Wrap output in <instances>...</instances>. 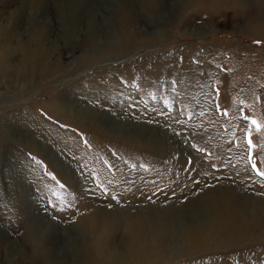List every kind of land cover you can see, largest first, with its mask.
<instances>
[{
    "label": "rangeland",
    "instance_id": "1",
    "mask_svg": "<svg viewBox=\"0 0 264 264\" xmlns=\"http://www.w3.org/2000/svg\"><path fill=\"white\" fill-rule=\"evenodd\" d=\"M141 3L0 0V264H264V0Z\"/></svg>",
    "mask_w": 264,
    "mask_h": 264
},
{
    "label": "bare ground",
    "instance_id": "2",
    "mask_svg": "<svg viewBox=\"0 0 264 264\" xmlns=\"http://www.w3.org/2000/svg\"><path fill=\"white\" fill-rule=\"evenodd\" d=\"M128 1V0H127ZM155 1H157V0H155ZM141 2V1H140ZM142 5V8L143 9H151V8H153V9H156V7L157 6H155L156 4H154L153 3V0H142V3H141ZM76 6V5H75ZM131 6H129V8H128V6H121L120 7V10H119V20H120V23L122 22V24H121V28L123 27V29H122V31H124V33L125 34H123V33H121V36L123 37V45L122 44H120V46L119 47H121L122 48V51L124 52V51H126L128 48H129V42H128V38H129V35L127 34V32H128V29H129V27H130V25H131V22H132V19H131ZM78 21V20H77ZM112 34V33H111ZM96 36V34L91 38V39H89L88 40V43H90V42H92L93 41V39H94V37ZM24 44V43H23ZM20 47H21V49L22 50H24L25 51V55H24V57H23V61H24V63L26 64V65H29V66H31V68L32 69H36V70H38L39 72L40 71H42V72H45L44 74L46 75V74H49V73H51V70L49 69V67H46L44 64L46 63H44V57H46L47 55L49 56V54H47L46 56H45V52L42 50V47H39L38 48V50H37V52H35V53H33V51H32V53L30 52V51H28V46L25 44V45H20ZM104 47H105V45H104ZM107 47H109V48H107V49H109V51H111V50H113V49H116V47H114V46H111V44H109ZM17 48V47H16ZM105 49V48H104ZM17 50H19V47L16 49V53H18L17 52ZM22 50H21V52H22ZM31 50H32V47H31ZM40 50H42V51H40ZM103 50V49H102ZM14 51V50H13ZM108 51V50H107ZM48 52V51H47ZM3 53V52H2ZM2 53H1V60H3V61H5L7 58H8V56L6 55V54H4V55H2ZM128 53V52H127ZM121 55V54H120ZM50 58V57H49ZM48 61V60H47ZM2 62V61H1ZM24 63H22V64H24ZM2 66V65H1ZM29 66H28V68H29ZM23 67H25V66H23ZM22 67V68H23ZM51 68V67H50ZM6 69V68H5ZM52 69V68H51ZM4 70V69H3ZM35 70V71H36ZM5 71V70H4ZM10 71V70H9ZM24 71V70H23ZM27 71H28V69H27ZM21 72V71H20ZM29 73H30V70H29ZM29 73L27 74V75H29ZM20 74V73H19ZM31 74V73H30ZM40 75V74H39ZM31 76H32V74H31ZM21 77V76H20ZM29 79V78H28ZM87 117H89V116H87ZM84 118H86V117H84ZM122 123L123 122H119V121H117V122H115V124H114V128L115 129H117V130H120V128L122 127ZM144 127H145V125H144ZM144 127H141L140 129H141V131H144V132H146V133H151V132H149L148 130H145V129H147L146 127L144 128ZM122 130V129H121ZM120 130V131H121ZM152 130H153V128H152ZM21 132V131H20ZM19 132V133H20ZM140 132V131H139ZM24 138H26L25 140L26 141H28V143L31 145V146H35V145H40V143H39V140H37V139H35L34 137H29L30 135L29 134H25L24 132H21L20 133ZM136 134H139V133H136ZM153 134V133H152ZM127 135V134H126ZM125 134H124V131H121V133H119V136H121V137H124V136H126ZM147 135V134H146ZM164 135V134H163ZM166 135V134H165ZM118 136V135H117ZM154 137V136H153ZM162 137H164V136H162ZM152 138V137H151ZM143 139V138H142ZM165 139V138H164ZM22 140V139H21ZM23 141V140H22ZM147 141H148V139H147ZM40 147V146H39ZM226 192H227V189H223L222 191H221V194L222 195H225L226 194ZM97 210V209H96ZM94 212V211H93ZM101 215V214H100ZM92 218V217H91ZM96 218H97V215H95V217L93 216V223H96ZM110 220V219H109ZM95 221V222H94ZM116 221V220H115ZM108 223V221H106V220H104V222H103V224L105 225V224H107ZM202 223H203V221H199V223L198 224H201L202 225ZM197 224V225H198ZM34 226V227H33ZM102 226V225H101ZM35 227H37L38 229H40V227H42V225L40 226V222L38 221H36V220H34L33 222H32V229H34V230H36L35 229ZM93 227V226H92ZM98 227V226H97ZM95 228V227H94ZM36 236H38V235H35L34 237H36ZM153 236V235H152ZM1 238H3V236H1ZM145 239V241L143 240V242L142 243H140L139 245L140 246H135L136 247V249H137V247L139 248V251H141V250H143L144 252H146L147 250H148V248H147V242H148V240H149V238H144ZM159 243H161V242H159ZM112 250H113V248H110L109 249V251H108V253H107V255H106V258L103 260L104 261V264H118V262H117V260H115L114 258H113V253H112ZM10 252V251H9ZM140 252H137L136 254L133 252V253H131V255H133V256H137V257H139V254ZM44 254H45V256L46 257H48V255H49V253H48V251H46L45 250V252H44ZM127 258V256H120V260H121V263L123 264L124 262H125V259Z\"/></svg>",
    "mask_w": 264,
    "mask_h": 264
},
{
    "label": "snow or ice",
    "instance_id": "3",
    "mask_svg": "<svg viewBox=\"0 0 264 264\" xmlns=\"http://www.w3.org/2000/svg\"><path fill=\"white\" fill-rule=\"evenodd\" d=\"M257 43H259V41H257ZM222 114L228 115V113L226 111H223V110H222ZM244 119L248 120L250 118L247 115H245ZM251 125H253L255 127L256 132L264 131V125H261L256 119H251ZM85 143H87V141H85ZM247 144H248L249 152L251 154V150L255 147V145L253 143V139H252V129L251 128H249L247 131ZM32 159L37 164L41 163V161L35 160V157H33ZM252 167L254 170H256V174L258 176L264 178V172L259 171V169L257 168L255 163H253ZM53 179H55V176H53ZM60 186H61V188L64 187L63 184H61ZM112 199H116V197H112ZM237 264H238V262H237Z\"/></svg>",
    "mask_w": 264,
    "mask_h": 264
}]
</instances>
